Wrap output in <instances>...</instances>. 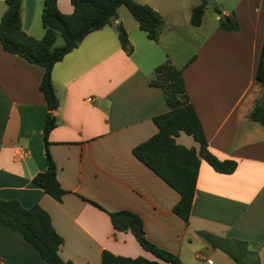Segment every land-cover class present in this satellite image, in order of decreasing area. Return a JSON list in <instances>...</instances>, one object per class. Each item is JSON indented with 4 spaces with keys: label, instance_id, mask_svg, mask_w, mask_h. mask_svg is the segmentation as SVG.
<instances>
[{
    "label": "crops",
    "instance_id": "1",
    "mask_svg": "<svg viewBox=\"0 0 264 264\" xmlns=\"http://www.w3.org/2000/svg\"><path fill=\"white\" fill-rule=\"evenodd\" d=\"M6 1L0 0V20ZM133 1L163 17L159 41L118 12L114 25L88 35L53 69L59 108L48 149L66 191L61 201L33 182L47 169L44 128L50 111L40 91L45 70L6 52L0 42V198L47 211L64 240L60 256L71 264H101L104 251L169 264L146 251L133 232L114 228L110 214L121 211L137 215L146 238L183 264H206L199 254L214 264H237L202 233L245 243L248 258L264 264V127L251 120L264 98L256 80L264 0L224 5L219 15L234 16L239 29L223 30L218 17L189 54L180 51V38L194 27L190 15L172 19L180 14L177 0ZM44 6L45 0H23V28L36 39L45 34ZM58 8L65 15L74 11L71 0H58ZM117 23L129 35L131 56L121 48ZM204 23L205 14L197 29ZM168 61L183 69L210 152L237 163L234 173L224 174L201 160L189 224L174 213L180 194L133 153L157 133L154 119L170 110L164 91L151 85L156 68ZM176 141L199 147L185 133ZM18 149L26 154L17 155ZM0 264L48 263L20 233L0 224Z\"/></svg>",
    "mask_w": 264,
    "mask_h": 264
},
{
    "label": "trees",
    "instance_id": "2",
    "mask_svg": "<svg viewBox=\"0 0 264 264\" xmlns=\"http://www.w3.org/2000/svg\"><path fill=\"white\" fill-rule=\"evenodd\" d=\"M208 0H202L195 7L191 24L200 27L203 22ZM7 10L0 20V42L3 49L27 62L44 68L40 85L50 113L44 128L47 169L38 174L33 182L44 189L46 194L57 201L66 195L57 178V168L49 153V136L57 126L54 115L59 108V101L53 84L52 73L56 64L79 47L91 33L114 25L119 20L118 11L127 7L138 22L140 30L150 40L159 41L164 21L162 16L148 5H141L133 0H71L74 11L65 15L58 8V0H45L41 20L45 30L42 39H36L25 32L22 23L23 0H7ZM220 27L225 31H237L238 23L234 16L220 19ZM121 48L131 56L134 48L123 25H116ZM62 37L64 45L56 43ZM256 80L264 87V41L260 52ZM151 85L164 91L169 112L154 119L157 133L146 142L134 148L133 153L143 164L164 180L180 194V200L174 207V213L189 224L197 191V182L201 160L208 162L217 172L234 173L237 163L232 160H219L208 147V140L199 116L190 101V96L183 77V69L171 62L156 68ZM251 120L264 127V98L258 101L251 113ZM185 133L194 138L199 147L187 148L179 145L176 138ZM112 224L118 231H131L130 224L141 219L132 212L121 211L110 214ZM0 224L20 233L48 264H71L60 256L64 244L63 238L55 230L51 217L41 206L25 208L19 201H6L0 198ZM132 232V231H131ZM144 232V231H143ZM211 245L224 251L237 264H260L258 259L248 258L246 244L240 241L217 239L209 234H201ZM141 246L158 259L169 264H183L178 255L161 249L150 242L145 234L138 238ZM245 247V248H244ZM101 264H161L143 257L128 258L116 256L104 251Z\"/></svg>",
    "mask_w": 264,
    "mask_h": 264
},
{
    "label": "rangeland",
    "instance_id": "3",
    "mask_svg": "<svg viewBox=\"0 0 264 264\" xmlns=\"http://www.w3.org/2000/svg\"><path fill=\"white\" fill-rule=\"evenodd\" d=\"M240 1L241 0H208L205 6L206 8L205 23L203 28H201L200 30L197 29V27L193 26L194 28H191L192 31L188 36L186 35L181 36L180 46H179L180 51L183 52V54H189L193 50L196 51L198 45L205 39L207 35V30L212 29L218 25L219 19H221L223 16V15H219V12L222 10L224 5H226V7L228 8H231L232 6L237 5V3ZM177 2L178 4L176 8H178L177 10H179L180 14L174 16V18L172 17V19L182 21L184 15L185 17L189 15L192 16L194 6L196 5V0H177ZM201 3L202 0H200V4H198V6L201 5ZM118 12L123 16H127L130 19H133V21H135L134 20L135 18L132 16V14L130 13L127 7L125 6L121 7ZM218 17L220 18L218 19ZM63 45H64V40L62 37H59L56 46L62 47ZM185 56H189V55H185Z\"/></svg>",
    "mask_w": 264,
    "mask_h": 264
},
{
    "label": "water",
    "instance_id": "4",
    "mask_svg": "<svg viewBox=\"0 0 264 264\" xmlns=\"http://www.w3.org/2000/svg\"><path fill=\"white\" fill-rule=\"evenodd\" d=\"M221 19L224 21L227 20L226 16H222ZM130 228H131V231L134 233V235L136 236L137 239L144 236L143 228L140 224L131 223Z\"/></svg>",
    "mask_w": 264,
    "mask_h": 264
},
{
    "label": "built area",
    "instance_id": "5",
    "mask_svg": "<svg viewBox=\"0 0 264 264\" xmlns=\"http://www.w3.org/2000/svg\"><path fill=\"white\" fill-rule=\"evenodd\" d=\"M25 154L26 152H24L22 149H18L17 155H25ZM197 258L204 260L206 264H214L213 260L203 258L201 254L197 255Z\"/></svg>",
    "mask_w": 264,
    "mask_h": 264
}]
</instances>
